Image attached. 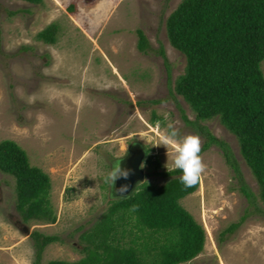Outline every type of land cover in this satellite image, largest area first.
<instances>
[{"label": "rangeland", "instance_id": "rangeland-1", "mask_svg": "<svg viewBox=\"0 0 264 264\" xmlns=\"http://www.w3.org/2000/svg\"><path fill=\"white\" fill-rule=\"evenodd\" d=\"M180 2L0 0V141H17L31 163L48 173L57 216L55 222H25L17 209L15 179L0 171V264H34L36 230L58 236L46 247L43 264L79 260L80 234L120 196L115 185L104 182L115 161L121 159L125 169L126 158L139 147L149 155L142 163L145 173L174 169V149L160 141L167 124H175L181 138L199 134L186 124L181 109L193 120L195 112L174 91L186 57L169 42L166 22ZM51 23L60 26L55 44L37 38ZM139 28L149 40L148 53L138 49ZM159 98L167 100L138 105ZM153 112L162 121L153 124ZM202 123L231 145L256 200L251 203L241 192L217 145L204 152L200 187L180 203L204 227L205 247L180 264H264L259 184L237 137L221 119ZM167 180L145 178L156 185ZM246 214L239 230L221 241L222 231Z\"/></svg>", "mask_w": 264, "mask_h": 264}, {"label": "trees", "instance_id": "trees-1", "mask_svg": "<svg viewBox=\"0 0 264 264\" xmlns=\"http://www.w3.org/2000/svg\"><path fill=\"white\" fill-rule=\"evenodd\" d=\"M24 1L40 4L44 0ZM166 26L169 42L186 57L185 71L176 79L174 91L195 112L193 120L181 109L186 124L205 138L201 155L217 145L241 192L251 203L256 200L231 145L202 123L219 117L237 137L240 154L264 201V0H181ZM59 32L60 26L51 23L37 38L55 44ZM137 34L138 49L148 53L151 47L145 32L139 28ZM166 100H139L138 105ZM159 121L162 117L153 112L152 123ZM0 171L15 179L17 209L25 222L56 221L50 176L33 165L27 151L13 139L0 141ZM150 176L168 180L162 185L145 181L129 196L111 199L101 218L80 234L83 257L76 261L53 259L45 264H180L202 253L205 229L180 203L199 189L200 182L186 188L181 183L182 172L176 168H157L146 173V178ZM133 205L137 206L135 211ZM247 218L248 214L230 223L222 231L221 241L239 230ZM32 236L34 264H43L46 247L58 236L37 230Z\"/></svg>", "mask_w": 264, "mask_h": 264}, {"label": "clouds", "instance_id": "clouds-1", "mask_svg": "<svg viewBox=\"0 0 264 264\" xmlns=\"http://www.w3.org/2000/svg\"><path fill=\"white\" fill-rule=\"evenodd\" d=\"M159 123V122H158ZM161 144L168 150L169 147L174 149L175 159L173 164L176 169L182 172L181 183L186 187H194L201 180L206 170V164L201 156L202 139L199 134H188L180 137L179 129L173 123H168L164 134L160 137ZM129 171L122 169L121 159H117L112 165L111 170L104 178V182L114 187L115 182L120 178L127 179ZM128 189L127 185L118 189L124 193ZM136 205H133L132 211H135Z\"/></svg>", "mask_w": 264, "mask_h": 264}, {"label": "water", "instance_id": "water-1", "mask_svg": "<svg viewBox=\"0 0 264 264\" xmlns=\"http://www.w3.org/2000/svg\"><path fill=\"white\" fill-rule=\"evenodd\" d=\"M145 152L142 148H137L125 160V169L129 171L127 179L120 178L115 182V189L120 196L126 197L132 194L139 183H143L146 178V173L142 168V163L145 158ZM127 185L126 192L121 193L118 191L122 186Z\"/></svg>", "mask_w": 264, "mask_h": 264}]
</instances>
